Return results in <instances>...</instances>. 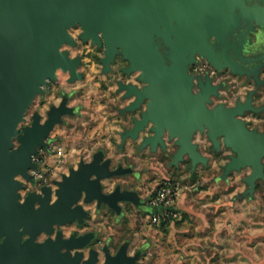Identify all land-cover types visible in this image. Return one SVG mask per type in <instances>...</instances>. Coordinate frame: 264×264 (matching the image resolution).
<instances>
[{"label":"water","instance_id":"95a60500","mask_svg":"<svg viewBox=\"0 0 264 264\" xmlns=\"http://www.w3.org/2000/svg\"><path fill=\"white\" fill-rule=\"evenodd\" d=\"M243 12L250 13L246 0H0V74L4 77L0 81V236H7L0 237V264H79L82 254L73 259L70 254H61V249L86 247L92 233L86 234L85 238L74 237L71 241L58 236L56 242L49 239L44 245L36 244L35 240L43 230L51 233L55 222L67 223L76 218L83 222L86 213L81 208L73 210L71 207L80 199L82 189L87 190L89 200L99 198L118 216L122 203L142 205H137L138 197L134 191L121 194L117 189L110 197L101 195L99 182L91 181L90 176L94 173L111 175L108 164H100L102 153L97 154L92 165L82 164L79 173L74 172L71 178H65L58 193L60 200L55 206H49L51 190L48 188L44 189L45 198L32 194L25 204L18 203L16 190L22 186L12 177L20 172L27 175V168L33 166L30 154L36 152L38 145L45 147L44 139L50 130L56 123H62V116L72 115L74 110L66 108L64 101L60 109L52 108L49 122L43 127L39 124V115H36L34 126L19 135L22 147L16 152H9L11 139L17 135L16 124L46 77L56 79L55 70L62 67L73 73V80L82 78L78 69L76 73L81 58L72 61L67 53L62 55L58 51L65 41L74 45L66 29L77 23L86 29L82 37L84 43L92 37L102 46L97 34L104 32L108 54L106 59L105 46L101 63L105 74L112 71L117 56L129 63L125 73L130 74L139 68L144 70L138 81L144 85L140 90H145L120 83L123 88L119 92L125 93L123 99L128 100L132 94L136 96V103L129 104L124 112L140 111V119L134 121V127L125 130L130 132L127 140L135 142L136 135L154 120L159 125L154 129L158 135L145 137L140 148H152V145L161 143L164 129L170 128L173 137L169 135L168 142L178 147L170 166H178L187 154L194 171L197 165L207 164L208 159L192 144V139L197 129L204 134L203 129L208 126L211 128L208 136L211 137L212 150L219 151V140L222 139L235 153L223 167L222 179L248 164L256 169L249 183L254 184L256 177L264 176V164L260 163L264 148H259L264 138L245 130L243 124L233 118L235 111L223 106L210 109L209 91L193 94L192 78L188 74L189 66L198 55L218 67L213 44L224 45L223 55H226L228 38L240 27L238 18ZM158 41L162 43V49ZM118 46L124 51L121 49L119 53ZM167 59L174 61L173 66L166 63ZM129 60L134 65L131 70ZM145 81L149 82V87ZM69 82L72 83V77ZM176 135L181 139L175 140ZM244 138L250 139L251 148H244ZM121 139L122 145L126 143L123 137ZM105 162L101 160L102 164ZM114 171L117 174L114 177H118L130 175L132 169L118 167ZM118 200H121L119 206ZM37 201L42 205L39 210L34 207ZM22 225L26 226L23 233L20 232ZM23 236L27 239L22 244ZM126 248L123 246L115 258L109 256L108 264H138L137 260L126 257ZM95 260L93 252L88 264H95Z\"/></svg>","mask_w":264,"mask_h":264},{"label":"rangeland","instance_id":"374dc122","mask_svg":"<svg viewBox=\"0 0 264 264\" xmlns=\"http://www.w3.org/2000/svg\"><path fill=\"white\" fill-rule=\"evenodd\" d=\"M81 42L79 41L78 49H74V51H77L76 58H81L82 56L85 58L81 59L82 64L79 68V71L84 76L81 81L84 86L74 93V103L84 107L85 116L83 117V122H80L74 120L70 114L65 115L64 120L69 122L68 126L57 124L53 132V138L74 136L78 144L88 143L89 146L95 144L96 149H99L103 146V142L106 139L103 133L107 124L116 119L115 105L108 104V98L115 93L109 91L108 84L103 77H107L109 83L116 77H119L120 80L119 67L123 64L129 66V63L123 60L121 56H117L111 66L113 71L105 74L102 71L103 65L101 63L105 48L99 54L88 53V48H85V44L88 43L83 45ZM158 44L162 49V43L158 41ZM93 62L95 70L92 67ZM66 79L67 74L64 72L60 73V83H67ZM93 85L96 86L93 87ZM42 91L49 95L53 92L59 93L60 86L56 82L49 81L48 87ZM38 99L43 104L44 97H39ZM67 101L68 98L65 97V103ZM73 127H75V131L70 133L69 129ZM21 134H23V131ZM206 137L208 136H204L202 140H206ZM202 146V148H199V152L207 157V164H199L193 171L188 159H186L182 171L177 172L173 168L168 167L171 157L163 158L160 154H150L147 150L137 153L128 145L130 157H139L136 161L137 165L150 173L143 185V190L150 194V201H148L149 211L143 212V206H140L142 211H137V206L128 202L127 204H121L122 211L120 216H118L115 211L105 204L104 218L101 216H97L95 220L85 218V221L82 222L91 226L86 233L89 231L93 232L92 229L94 228L99 229L98 224L100 222V232L107 235L126 237L134 231L140 233L144 240V250L151 249L152 251L151 256L144 254L143 264H156L158 259H160V264H187V260L183 258V253H181L182 248L189 252L193 248L198 250L201 259L205 260V264H232L236 257L229 258L225 252V247L239 248L241 252L246 253L249 257L261 255L262 259H264L261 248L255 247L257 241H264V235H254L250 231V229L259 227L261 222H264V181H259L256 186L254 199L259 200L258 211L256 212L249 214L243 202L235 204L231 200L222 199L226 191L230 192L232 190L231 187H227L224 184H220L219 188H217L218 181L216 180L217 176L220 177V180L233 178V172L226 179L221 177L223 175V167L228 163L226 159L227 148H224L223 152L220 150L213 151L212 148H208V141L203 142ZM40 152L44 156L47 155L43 148L40 149ZM99 153V151H93V155ZM140 158L143 162L140 161ZM221 160L226 161V163L221 165L219 163ZM124 161L125 163H132V160L128 157H124ZM210 161H215L217 167L211 168ZM34 162L41 165L44 163L40 157L34 158ZM111 168L114 170L118 169L117 163L111 162ZM112 179L122 181L127 190L137 192L132 187L131 175L113 177ZM196 182L200 184L196 192L188 193L180 190ZM235 186L236 182L234 181L232 187ZM159 194L164 195V199H161L162 197L160 198ZM152 200L158 201V205H154ZM169 200L171 203L167 204ZM204 204H208L209 207H203ZM82 223L79 222L77 225ZM197 227L199 231L195 230ZM232 228H235V231H232ZM214 233L219 236L230 234L231 244L214 247ZM153 243L158 244L159 247L152 248ZM120 246H127L124 240H121ZM117 250V248H113V252ZM142 253L144 252H139V254ZM173 253H180L176 261L164 259Z\"/></svg>","mask_w":264,"mask_h":264},{"label":"clouds","instance_id":"9594fccd","mask_svg":"<svg viewBox=\"0 0 264 264\" xmlns=\"http://www.w3.org/2000/svg\"><path fill=\"white\" fill-rule=\"evenodd\" d=\"M255 2L258 6L264 7V0H255ZM77 29H79V31H77ZM66 32L68 36L75 43L73 45L65 41L59 46L58 51L62 55L67 53L68 59L75 61L77 56V51H74V49H78L79 41H85L82 37L85 34L86 29L83 24L77 23L73 26H69L66 29ZM97 35L99 36L100 41L102 42V46L101 44L95 43V40L92 37H89L87 42H89L93 46H100L101 48H105L106 46L105 56L107 59L108 46H107L105 34L103 31H100ZM121 49L124 51L122 47L118 46L119 53H120L119 50ZM244 51L247 52V48H245ZM162 54L167 56V54L163 52ZM81 59H85V58L82 56ZM169 61H171V64H169ZM166 63L171 67L174 64V61H172L171 59H167ZM92 67L95 70L94 62L92 63ZM132 68H134V65L131 62V66L129 70H131ZM77 69L78 67L76 68V73H77ZM198 71L203 72L204 69H198ZM62 72L71 74L72 77L71 84L60 83V73ZM131 73H135V76H132L127 81V83L132 87L136 88L137 81L135 77L136 76L142 77L144 75V70L142 68H139L136 69L135 71H131ZM211 74L215 75L214 72ZM55 77L56 79H52L51 77L45 78V83L40 85V91L37 92V94L32 99L31 103L29 104V106L23 112L22 119H20L16 124L17 135L12 136L11 139L12 147L9 149V152H16L21 149L22 141L19 139V135H21L22 131L24 134L26 128H30L34 126V117L36 116V114H39L40 117L39 124L42 127L46 126L49 122L50 119L49 113L51 112L52 108L55 107L56 109H60L61 105L64 104L65 97L68 98L65 107L74 110V114H72L73 119L76 121L83 122V117L85 116L84 107L74 103V99H75L74 93L76 91H79L84 86L83 83L81 82L83 78H81L80 81H78L77 78L73 80V73L70 70L66 71L62 67H58L55 70ZM3 79H4L3 75L0 74V81H2ZM103 79L108 84L109 91L115 93L114 95L108 98V104L118 105L119 107H126L127 105L122 103L120 100L121 93L118 90H121L123 88V85L118 82L119 77H116L110 83L108 82L107 77H103ZM49 80L55 81L60 86L59 93L53 92L51 95H49L48 93L42 91L48 87ZM145 82L147 87H149L150 86L149 82L148 81ZM95 86L96 85H93V87ZM129 96L130 98L128 99L127 104L134 105L136 103V96L134 94ZM39 97H44L43 104H41V101L38 99ZM148 99L152 103L151 98ZM243 99H246V97H244ZM149 110H150V106L145 109V112L147 113ZM64 116H62L63 123H56L54 127L50 130L49 134L45 137L44 145H46V147L38 145L36 152L30 154L29 160L33 166L27 168V175H25V173L23 172H20L12 177L14 182L19 183L22 186L16 190V195L19 197L18 203L20 205L25 204L29 196L32 194H36L41 198H45L46 193L44 189L48 188L51 190L49 206L50 207L55 206L57 202L60 200V196L58 193L62 190V185L65 182V178H71L74 172L79 173L82 164L86 166L92 165L97 157V155H93L94 150L102 153V159L105 160L106 162L102 164L101 163L102 159H101L100 164L101 166H103L104 164L107 163L108 171L109 173H111V175H105V176H100L94 173L90 176L91 181L99 182L101 195L110 197L117 192V189H119V192L121 194L127 192V189L122 181L112 179V177H114L117 174L111 168V164L108 162H114L117 163L118 167H125L132 169L130 175H131V180L133 182L132 187L137 190L136 192V195L138 197L137 205H140L141 197H143L144 200L147 201L149 199L150 194H148L143 190V185L145 181L148 179L150 173L137 165L136 161L139 159V157H135V158L130 157V153L128 151V146H127V137L130 135L129 134L130 132H125V128L122 125V123L118 119H113L111 122H109L103 133V135L106 136V139L103 142V146L99 149H96L95 144H92L91 146H89L88 143L78 144L74 136H65V137H60L58 139L53 138V132L57 124H63L65 127L68 126L69 122L64 120ZM242 119L243 118L239 114H237L236 120L240 121ZM158 127L159 125L154 120H150L147 123V128L153 130L151 133L153 136L158 135V133L154 131V129ZM69 131L70 133L74 132L75 127L69 129ZM203 131L205 136H208V134L211 133V128L205 126ZM148 134L149 133L147 131H144L143 133H138L136 135L135 142L137 144H143L145 142L144 136ZM169 135L173 137L171 129L165 128L163 135L161 136L162 142L156 145H152L150 151L156 154H160L162 151L161 145L169 146L168 145ZM261 135H264V133H261ZM122 137L126 142L123 147H121ZM174 138L175 140L181 139L179 135H176ZM208 139L211 142L210 136H208ZM192 143L193 145H200L202 143L201 129H197L195 131L194 137L192 139ZM219 146H220L219 150L223 152L224 142H221ZM41 148L45 150L47 154L46 156L41 154L40 152ZM205 155H207V153H205ZM36 157H40L44 161L43 165L34 162V158ZM124 157L130 158L132 160V163H125ZM184 158L185 159L188 158L187 154H185ZM193 163L196 162L193 161ZM219 163L223 165L224 163H226V161L221 160ZM260 163L264 164V156L260 157ZM210 166L211 168H216L217 163L215 161H210ZM255 173H256V169L254 165L248 164L246 166H243L239 170H235L233 172V178H229L227 180H220V177L217 176L216 177V180L218 181L217 188H219L220 184H224L227 187L232 188L230 192L227 191L225 192V194L222 196V199L231 200L235 204H239L243 202L246 205L249 214L258 211L259 200L254 199V197L256 196V185L259 181H264V176L256 177L254 184L249 183L248 182L249 178L255 176ZM29 177L31 179H29ZM234 181L236 182V186L232 187ZM199 187H200L199 182H196L187 185L184 188H181L180 190L186 191L188 193H193L196 192V190ZM95 202H102V201L99 198H93L92 200H89L87 190L82 189L80 199L77 200L75 203H73L71 207L73 210H75L76 208H81L82 211L87 214L84 217L83 221H85V218H87L88 220H95L96 216L101 214L102 212V209ZM152 203L154 205H158V201L156 200H152ZM120 204H121V200H118L117 205L119 206ZM41 206L42 205L40 204L39 201L34 203V207L37 210H39ZM203 207H209V205L204 204ZM136 210L141 211L142 209L140 207H137ZM76 221L77 218L67 223H60V222L53 223L52 224L53 231L51 233H49L47 230L41 231L37 236L35 243L39 245H44L49 240L43 238V234L45 233L53 236V238H50L53 242L57 241L58 236L64 241H71L74 237L76 239L87 237L85 233L91 226L87 223H82L81 225H77ZM25 227L26 226L22 225L20 227V232L23 233ZM195 230L199 231V228L197 227ZM231 230L235 231V228H232ZM92 231L96 234V238L100 242V246L96 247L95 250L90 251V253H86L84 251L85 246L83 247L77 246L73 248L65 247L61 249V254H70V256L73 259H75L78 254H82V258L80 259L79 264H88V262L92 260L93 252H95L96 254L95 264H108L109 256L115 258L121 251L119 250L118 253H115L113 252V248L120 249L121 240H124L125 245H127L125 251V255L127 258L137 260L138 259L137 252H142V251L147 256L152 255L151 249L147 251L144 250V240L142 239L140 233L134 231L132 233H129V235L126 237H121L118 235H107L95 228L92 229ZM250 231L254 235H264V222H261V225L259 227L250 229ZM0 237H7V236L5 235ZM92 239L93 237L91 238V240ZM24 242L25 241L22 239L21 243L23 244ZM230 244H231L230 234L225 236H219L216 235L215 233L213 234L214 247L219 245H230ZM158 247H159L158 244L153 243L152 248H158ZM255 247L261 248L262 254H264V241H257ZM106 248H107V252L105 251ZM225 252L227 253V256L229 258L233 256L236 257L235 261H232V264H257V262L258 264H264V259H262L261 255H254L252 257H249L246 255V253L241 252L239 248L225 247ZM181 253H183V258L187 260V264H205V260L201 259V255L199 251L196 250L195 248H193L191 252L186 251L185 249L182 248ZM179 256L180 253H173L170 254L168 257H165L164 259L170 261H176ZM156 264H160V259L156 261Z\"/></svg>","mask_w":264,"mask_h":264},{"label":"flooded vegetation","instance_id":"af4514ba","mask_svg":"<svg viewBox=\"0 0 264 264\" xmlns=\"http://www.w3.org/2000/svg\"><path fill=\"white\" fill-rule=\"evenodd\" d=\"M246 6L248 7V9H250V13L243 12L242 15L238 18L240 27L229 36L228 49L225 56L223 55L224 45L214 43L215 38H211V42L214 43L213 45L215 47V61L218 67H215L207 59L198 55L195 62L191 66H189L188 74L192 78V91L194 94H203L204 90L209 91L210 94L208 106L210 109H213L217 106H223L225 109L231 110L232 112L235 111V113L233 114V118L236 120V116L237 114H239L243 118L242 120H240V122L243 124L245 130L253 133L256 136H261L264 138V135H261V133H264V7L258 6L255 0H246ZM237 13L239 14L240 12L237 11ZM254 13L256 14L252 16V14ZM81 44L84 45L85 43L81 42ZM88 44H85V48H88V53L91 52L99 54V52L103 50V48L99 46H93L89 42ZM245 48H247V52L244 51ZM128 67L129 66H125L123 64L118 69V73L121 78L120 80H118V82L122 83L123 85H129L127 81L132 76H135V74L125 73V69H128ZM79 68L78 72L82 75V78H84L83 74L79 71ZM198 69H204V71L200 72L198 71ZM114 72L113 76L115 75ZM213 72L215 73V75L211 74ZM65 74H67L66 81L68 84H70L69 80L71 79V77L68 73ZM135 78L137 81L136 87L142 89L144 85L138 81V76H136ZM120 93L121 102L128 106V100L123 99L125 93ZM244 97H246V99H243ZM127 106L119 107L118 105H115L116 119H118L122 123L125 130H131L134 127V121L140 119V111H136L133 113L124 112ZM142 107H145V105H142ZM233 130L230 129V131ZM144 131H147L149 133L148 135H145L144 138L152 135L150 129L145 128ZM144 131H142L141 133H143ZM204 136L205 135L201 134L202 143L208 141V148H213V144L209 141L208 137H206V140H202ZM219 141L222 142V139H220ZM243 141L245 142V144L243 143L244 148H251L252 143L250 139L244 138ZM127 142H129L127 146L130 145V147L133 148L137 153H141L147 150L150 154H156L152 153L150 151L151 148L149 147L140 148L141 144H137L132 140H128ZM232 142L235 143V140L232 139ZM202 143L200 145H195L197 146L198 150L199 148L203 147ZM124 145L125 143L121 145V147H123ZM168 145L170 147H161L162 151L160 155L163 158L171 157L170 162H168V167L173 168L177 172H180L182 171V167L184 168L185 166L186 159L180 162L178 166H170V164L174 160V155L177 152L178 147H176L173 142H168ZM259 146V148H264V141L263 144ZM224 148H227L226 159L229 162L230 158L232 156H235V153L231 149H229L232 148L231 146H227L226 144H224ZM140 161L143 162L142 159ZM188 161L189 165L192 166L191 160L188 159ZM140 200L142 204L141 206L144 207L143 212H148V201H150V198L145 201L141 197ZM95 203L98 204L102 209L101 214L97 216H101L102 218H104L103 215L105 213L106 205L103 202ZM77 223H79L78 220L76 221V224ZM98 226V230L101 231V222L98 224ZM90 233L93 234V239L84 248V251L86 253H90V251L95 250L96 247L100 246V242L96 238L95 233L89 231L85 234ZM43 238L50 239L53 238V236L45 233L43 234ZM26 239L27 236H23V240L25 241ZM121 248L122 247L120 246V249ZM120 249L115 251V253H118ZM143 258H145L144 253L139 254L137 262L143 264Z\"/></svg>","mask_w":264,"mask_h":264},{"label":"built area","instance_id":"2783aa9c","mask_svg":"<svg viewBox=\"0 0 264 264\" xmlns=\"http://www.w3.org/2000/svg\"><path fill=\"white\" fill-rule=\"evenodd\" d=\"M158 196H159L160 198L162 197L161 199H164V195H162V194H159ZM170 203H171V201H170V200H169V201H167V204H170Z\"/></svg>","mask_w":264,"mask_h":264},{"label":"bare ground","instance_id":"6f19581e","mask_svg":"<svg viewBox=\"0 0 264 264\" xmlns=\"http://www.w3.org/2000/svg\"><path fill=\"white\" fill-rule=\"evenodd\" d=\"M214 58L216 59V53H215V56H214Z\"/></svg>","mask_w":264,"mask_h":264}]
</instances>
